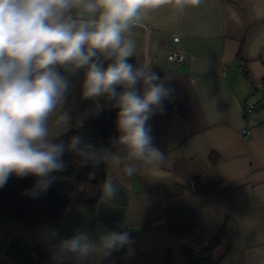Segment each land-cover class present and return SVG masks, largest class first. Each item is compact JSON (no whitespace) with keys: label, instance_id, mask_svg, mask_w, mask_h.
<instances>
[{"label":"crops","instance_id":"obj_1","mask_svg":"<svg viewBox=\"0 0 264 264\" xmlns=\"http://www.w3.org/2000/svg\"><path fill=\"white\" fill-rule=\"evenodd\" d=\"M134 32L133 62L150 64L175 89L165 113L150 121L166 163L131 177L102 164L117 197L102 193L93 211L68 207L50 224L26 228L0 213V264H53L43 238L48 228H58L59 238L81 228L94 236L102 229L128 231L133 253L121 249L103 264H189L181 246L200 248L222 227L224 241L212 257L217 264H264V106L247 121L243 111L260 97L253 83L263 80L264 88V0H202L182 13L165 5ZM175 49L183 53L179 64L167 59ZM74 83L73 114L85 122L94 103L80 100V79ZM170 207L196 211L191 233L169 234L164 211Z\"/></svg>","mask_w":264,"mask_h":264},{"label":"clouds","instance_id":"obj_2","mask_svg":"<svg viewBox=\"0 0 264 264\" xmlns=\"http://www.w3.org/2000/svg\"><path fill=\"white\" fill-rule=\"evenodd\" d=\"M202 0H0V188L12 176H32L26 195L37 198L66 170V153L82 166L104 165L131 177L166 163L154 143L150 121L174 101L170 77L148 64L137 65L134 29L165 5L184 12ZM93 101L99 115L105 104L116 109L118 135L95 145L83 135L62 139L86 116H74L73 95ZM104 101V103H101ZM87 113V110H85ZM105 199L118 195L111 175L102 184ZM48 228L53 264H103L114 252L133 253L128 231L76 229L59 238ZM54 242V243H53Z\"/></svg>","mask_w":264,"mask_h":264},{"label":"trees","instance_id":"obj_3","mask_svg":"<svg viewBox=\"0 0 264 264\" xmlns=\"http://www.w3.org/2000/svg\"><path fill=\"white\" fill-rule=\"evenodd\" d=\"M116 109L108 106L99 115L94 114L85 120L82 128H74L62 139L67 141L73 134L83 135L95 145H107L109 137L118 135L115 128ZM67 168L55 173L56 179L47 192L37 198L26 195L35 184L32 176L18 179L12 176L6 186L0 188V213L19 221L24 227L50 224L59 218L68 207H81L93 211L102 195L105 172L102 165L82 166L80 158L72 153L64 156ZM165 219L170 235L184 236L193 231L196 211L170 207L165 211ZM224 227L219 233L200 246L182 245L184 259L189 264H217L212 258L214 250L224 241ZM17 242L16 238H13ZM13 241V242H14ZM166 260L171 262L172 251H165Z\"/></svg>","mask_w":264,"mask_h":264},{"label":"built area","instance_id":"obj_4","mask_svg":"<svg viewBox=\"0 0 264 264\" xmlns=\"http://www.w3.org/2000/svg\"><path fill=\"white\" fill-rule=\"evenodd\" d=\"M179 41V36L178 35H173L172 37V42L177 43ZM182 51L179 49H175L171 52L168 53L167 55V59L169 61H172L176 64H179L183 61V53H181ZM242 71L245 72L246 69L242 68ZM263 80H258L255 81L253 83V88L255 91H259L260 92V97H258L257 101H254L253 103H248L244 106V120L247 121L249 119L250 116H252L255 113V110L263 107L264 106V88H263ZM243 135L247 133V130L242 131ZM31 256L33 257V259H38L39 254L37 253V251L35 249H32L30 252Z\"/></svg>","mask_w":264,"mask_h":264}]
</instances>
